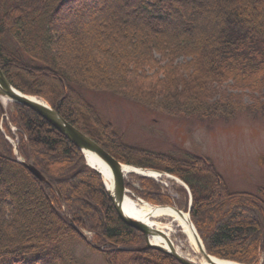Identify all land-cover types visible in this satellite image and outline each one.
<instances>
[{
    "label": "trees",
    "instance_id": "16d2710c",
    "mask_svg": "<svg viewBox=\"0 0 264 264\" xmlns=\"http://www.w3.org/2000/svg\"><path fill=\"white\" fill-rule=\"evenodd\" d=\"M70 23L74 36L67 35ZM0 70L119 162L181 179L189 193L174 183L178 197L149 177L125 185L151 204L182 201L185 210L190 194V220L210 255L264 264V186L232 191L207 158L134 149L88 98L106 92L201 121L263 109L264 0H0ZM244 91L253 104L243 103ZM10 105L6 119L0 103V264H84L76 241L105 264H181L153 248L117 250L143 247L145 236L118 218L99 175L72 142L28 107ZM10 126L17 154L7 139L15 138Z\"/></svg>",
    "mask_w": 264,
    "mask_h": 264
},
{
    "label": "rangeland",
    "instance_id": "374dc122",
    "mask_svg": "<svg viewBox=\"0 0 264 264\" xmlns=\"http://www.w3.org/2000/svg\"><path fill=\"white\" fill-rule=\"evenodd\" d=\"M98 12L105 13L101 10ZM86 13L88 14L85 16V21L88 23L92 13L91 10ZM119 13L123 14V11ZM69 26L67 35L74 36L75 28L71 27V23ZM51 85L57 89L54 83ZM88 98L103 120L112 123L114 130L121 135L126 145L148 153L180 156L181 151H189L207 158L214 164L217 172L232 191L255 192L258 187L264 186V108H260L261 103L264 104V99L259 101L260 105L255 106L260 110L245 109L232 120L201 121L196 118H173L151 112L137 103L106 92H91ZM242 101L246 105L253 104L248 91L242 94ZM3 105L6 112L11 107L9 102ZM10 129L15 134V138H9L12 144L17 146L16 129L14 127ZM135 177V174L128 175L125 180L137 187L138 182ZM159 179H161L159 183L167 188L172 196L178 197L172 192L174 183L181 185L178 180L165 175H161ZM128 191L126 194L137 201L133 196L136 194L130 189ZM179 208L182 211L186 208L182 201ZM168 219L163 217L160 220ZM174 228L176 233L172 237L175 242L180 244L183 252L190 250L186 236L176 224ZM87 236L90 239L91 234L87 233ZM73 248L77 258L84 264H105L102 256L85 244L76 241ZM193 261L199 263L196 255Z\"/></svg>",
    "mask_w": 264,
    "mask_h": 264
},
{
    "label": "water",
    "instance_id": "95a60500",
    "mask_svg": "<svg viewBox=\"0 0 264 264\" xmlns=\"http://www.w3.org/2000/svg\"><path fill=\"white\" fill-rule=\"evenodd\" d=\"M0 100H6L10 102H15L21 105H24L34 111L38 116L46 120L52 127H54L58 132L63 134L70 142H72L79 151L84 155L86 165H88L91 169H93L101 178L102 183L104 185V188L107 192V195L109 197V200L111 201V204L118 216V218L126 225L134 228L135 230L142 233L145 238L146 242L143 247H129V246H116L117 250L124 251V252H134V251H140L142 249L147 248H153L158 251L164 252L173 258H175L178 262L181 264H201L196 263L189 258L184 257L180 253H178L175 249H173L172 246H168V248H164L161 245L151 243L150 236H153L155 234H161L156 229L151 228L146 223L139 221L137 219H133L129 215H127L121 208L122 200L125 196V193L127 192L125 188V173L123 172V166L125 164L119 162L117 159H115L109 152H107L101 145H99L96 141L82 133L80 130L75 128L73 125L68 123L56 110H54L45 100L33 96L24 94L21 91L14 88L5 78L3 73L0 70ZM85 150L94 152L110 169L111 176L113 180V189L112 192L109 189V187H106L105 185V178L101 172L100 169H98L96 166L90 165L87 161V158L85 156ZM26 168L41 182H46V178L31 164H25ZM127 166V165H126ZM145 170V169H144ZM149 170V169H148ZM153 171V170H151ZM156 172V171H154ZM162 175H166L168 177L174 178L168 174L157 172ZM141 176L145 177H151L156 178L153 175L150 174H139ZM181 183V182H180ZM140 202L143 200L137 198ZM189 203H191V199L189 200ZM154 207H169L173 209L176 213L179 215L186 214L187 219L189 221V224L194 232V235L196 237L197 247L199 249V253L201 256L208 262V264H221L218 261H227V260H221L215 256L210 255L205 247L202 244V241L200 237L198 236L196 229L193 226V223L190 220L189 216V206L186 213L181 211L180 209L173 207V206H155ZM71 226L74 228V230L78 233H82V231L71 221L69 220ZM234 264H239L233 261Z\"/></svg>",
    "mask_w": 264,
    "mask_h": 264
},
{
    "label": "bare ground",
    "instance_id": "6f19581e",
    "mask_svg": "<svg viewBox=\"0 0 264 264\" xmlns=\"http://www.w3.org/2000/svg\"><path fill=\"white\" fill-rule=\"evenodd\" d=\"M6 103V100H4ZM85 156L90 165L96 166L101 170L104 178L105 185L109 187L112 192L113 189V180L111 176V171L109 167L94 153L91 151L85 150ZM123 172L125 176L130 173L134 174H150L157 178L161 176V174L156 173L154 171L143 169L133 165H124ZM122 210L132 217L133 219H137L146 223L153 229H156L161 234H155L150 236L151 243H155L161 245L164 248H168V246H172L178 253L189 258L190 260L194 259V255H196L198 261L201 264H208V262L201 256L199 253V249L197 247L196 237L194 232L189 224L186 214L179 215L173 209L169 207H154L149 203L135 201L127 194L124 196L121 203ZM163 217H168L167 221H161L160 219ZM174 224L180 228V231L186 236V241L188 242V247L190 250L183 252L180 247V244H177L173 239V235L176 233V229L174 228ZM221 264H234L228 261H218Z\"/></svg>",
    "mask_w": 264,
    "mask_h": 264
}]
</instances>
